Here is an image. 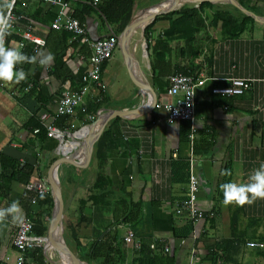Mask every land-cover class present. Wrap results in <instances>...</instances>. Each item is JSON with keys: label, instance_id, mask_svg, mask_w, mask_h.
<instances>
[{"label": "crops", "instance_id": "obj_1", "mask_svg": "<svg viewBox=\"0 0 264 264\" xmlns=\"http://www.w3.org/2000/svg\"><path fill=\"white\" fill-rule=\"evenodd\" d=\"M66 1L67 16L74 18L77 13L81 17L74 19L84 26L90 41L118 33L119 28L115 31L97 6L82 0ZM139 2L136 1V13L140 12ZM211 3L231 9L226 2ZM8 4L12 5L13 18L4 46L20 49L35 60L16 66L26 72L24 80H0V211L18 202L13 212L0 218V264H13L6 263L5 257L10 252L16 255L13 238L17 225L24 219L33 222L34 235L46 240L52 236L55 208L52 190L57 188L54 177L62 190L72 172L75 175L70 179L65 198L66 218L70 248L78 255L76 247H72V232L88 250L115 226L119 238L114 246L121 245L124 256L120 264L138 262L142 249L149 252L141 259L146 263L190 264L194 256L195 264H213L217 245L228 240H233L227 246L229 261L222 262L220 257L217 264H264V199L243 205L225 203L220 190L228 166L232 168L231 182L245 184L264 163V21L252 17L255 24H245V30L237 32L236 27L215 22L217 8L209 7L203 14L206 27L192 41L180 38L166 41L171 52L161 65V72L160 68L152 70L148 50H145L146 64L138 46H131L149 82L140 75L135 83L132 81L118 46L114 57L102 65L99 82L89 87L75 113L56 119L64 88L79 91L84 86L94 53L91 43L71 32L52 28L61 11L58 5L44 0H0V19L7 18L11 10ZM186 5L199 9L201 4ZM246 5L251 9L245 7L247 10L264 19V0H247ZM169 28L170 20L160 19L154 25L155 37ZM27 33L43 39L45 44L36 45L25 37ZM49 54L51 61L41 63ZM122 71L128 83L124 81L126 88L110 82L111 78L122 77ZM162 73L165 75L161 76ZM177 74L206 80L197 88L188 138L183 122L171 123L164 109H152L150 86L157 104L172 101L175 98L168 94L169 79ZM234 78L250 80V89L243 95L230 97L213 93L214 87L228 86ZM144 82L149 92L143 87ZM94 104L101 105L98 111H92ZM114 109L134 111L133 116H117L107 123L86 169H83L88 161L84 150L76 162L57 165L63 155L80 148L83 138L75 149H69V145L60 149V142L49 137V126L64 132L66 138L67 134L71 136L70 131L90 127L104 110ZM80 125L84 127L78 130ZM192 133L201 186L197 204L207 214L196 223L187 214L176 212L177 206L187 199ZM175 153L177 158L173 156ZM33 179L44 185V193L30 187ZM105 186L106 193L99 190ZM120 206L132 207L125 208L124 213L132 209L133 215L138 208L143 211L139 212L137 222L128 223L116 218L115 208ZM37 220L41 228H46L43 234L37 233L40 230ZM187 221L193 223L194 231L184 238L176 234V229ZM130 230L136 232L140 248L124 242ZM62 236L57 246L47 242L46 248L28 251L27 264H55L53 255L50 256L51 247H55L56 257L63 254L78 258L62 251ZM217 252L219 256L225 254L222 249Z\"/></svg>", "mask_w": 264, "mask_h": 264}, {"label": "built area", "instance_id": "obj_2", "mask_svg": "<svg viewBox=\"0 0 264 264\" xmlns=\"http://www.w3.org/2000/svg\"><path fill=\"white\" fill-rule=\"evenodd\" d=\"M45 2L61 7L60 14L55 18L52 28L55 30H65L71 32L75 37H83L85 41L90 42L93 48V55L90 58L91 68L84 77V86L79 91H71L69 88H64L61 93L59 105L57 108L56 119L64 115H73L76 107L83 101L84 96L87 94L88 89L94 83L99 82L101 77L102 65L114 57L118 46L119 40L113 35L108 38L90 41L86 37V29L77 19L67 16L66 11L69 8V3L66 0H44ZM103 0H93V5L98 6ZM7 18L10 20L12 16V8L8 12ZM25 37L32 40L36 45L43 46L45 41L41 38L32 36L27 33ZM206 80H198L192 76H184L181 74L173 75L169 79L170 87L168 94L175 99L158 103L157 109H164L168 113V121H194L195 107H196V92L197 88L203 86ZM250 80L234 78L230 81L228 86L214 87L213 93L221 96H239L243 95L250 89ZM94 117V116H93ZM46 118V117H44ZM49 137L60 142V149L64 145L65 133L56 128L54 125L48 127ZM38 131V130H37ZM191 148L189 157V170L188 177V194L187 199L177 206V214H187L188 217L195 223L204 218L207 214L198 207V198L200 192V181L196 174V153L194 147L195 136L190 135ZM177 158V154H173ZM32 189H37L41 193L45 192V187L38 180L33 179L30 182ZM210 216H214L211 213ZM124 242L133 244L136 248H140L141 243L137 238L136 232L133 230L128 231L124 237ZM47 240L45 237L36 236L33 233V222L29 219L21 221L16 228L15 236L13 238V248L16 250V255L12 252L8 253L5 257L6 263L13 264H27L26 253L28 251L40 248H46ZM155 249V245H152ZM166 247V251L169 252ZM131 264V263H123ZM190 264H195L194 256L191 258Z\"/></svg>", "mask_w": 264, "mask_h": 264}, {"label": "trees", "instance_id": "obj_3", "mask_svg": "<svg viewBox=\"0 0 264 264\" xmlns=\"http://www.w3.org/2000/svg\"><path fill=\"white\" fill-rule=\"evenodd\" d=\"M87 3H90L93 5V0H82ZM136 1L137 0H103L98 6L97 9L100 11L102 15L106 17L107 22L109 25L112 26V28L116 31L120 24L128 20L130 17H132L136 13ZM240 4H242L247 9L251 10L247 5V0H237ZM209 7H216L217 10L215 12L214 21L215 22H223L226 26H232L236 27L237 32H243L245 30L244 25L245 24H255V20L241 12L236 7L228 4L227 8H231L232 11L221 9L222 7L220 5L213 4L211 2H204L200 5L199 9L196 7H192L189 5L183 6L181 9L174 11L172 13L158 16L156 20L148 25L145 29V40L147 43V50L149 52L150 58H151V65L152 70L155 72L157 68H160L162 64L165 63L166 55L170 54L171 50L169 47V44L166 42L180 38V39H186L188 41H192L200 30L204 29L206 27V20L204 18V11ZM253 11V10H252ZM74 18H78L81 20V17L79 15L74 14ZM169 19L170 20V28L162 33L161 35H158L155 37V31H154V25L157 21L160 19ZM163 70V68H160V72ZM161 76H164L165 74H160ZM101 105H93L91 106L92 111H98L100 109ZM183 124L186 125V132L185 135L188 138L190 132H191V125L189 121H181ZM42 130H40L41 132ZM183 169L187 168L186 163L182 166ZM19 169V168H18ZM19 171V170H18ZM232 168L230 166L227 167L225 172V178L224 182L225 184L227 182H231L232 179ZM221 185V186H222ZM220 186L221 193L224 195L223 189ZM105 188H100L99 190H102L104 193H106ZM105 195L104 197H106ZM129 206L125 207L128 208ZM139 207V205H137ZM124 207H116L115 208V214L116 218L124 220V222L128 223H135L137 222V216L139 212H142L143 210L140 208L137 209V214L133 215V211H129V213H124L125 211ZM132 208V207H129ZM128 208V209H129ZM35 223L40 230L37 231V227L34 226V232L37 231L38 234H43L46 230V228H41V222L36 221ZM115 226H112V229L108 234L103 238L97 240L93 245H91L88 250L86 249V244L83 243L80 239L77 238L75 232H72V241L73 244L72 247H76L75 250L79 252V258L82 261L87 262L88 264H120L124 260L123 252H122V246H114V243L118 241L119 235L117 231H115ZM194 231V225L192 222L187 221L183 226L176 229V234H179L180 236L184 238H188L192 235ZM231 241H223L222 243L217 245L216 250L213 252L214 261L213 264H217V259L220 258L222 262H228L227 260V246L228 244H231ZM236 244L238 242L236 241ZM222 249L224 251V256H219L218 250ZM145 252L143 249L140 251V256L138 258V262H135L136 264H151L146 263L143 255H145ZM133 263V264H135Z\"/></svg>", "mask_w": 264, "mask_h": 264}, {"label": "water", "instance_id": "obj_4", "mask_svg": "<svg viewBox=\"0 0 264 264\" xmlns=\"http://www.w3.org/2000/svg\"><path fill=\"white\" fill-rule=\"evenodd\" d=\"M204 2H226L229 3L231 5H233L234 7H236L237 9H239L240 11H242L243 13L247 14L248 16L253 17L255 20H257L258 22H263L264 19H260L259 17H257L254 13H252L251 11L247 10L244 6H242L237 0H171L170 4L168 6H163L160 9L153 11L151 13H149L148 15L144 16V18L141 17L142 13L144 12H137L135 13L132 17H130L128 20L123 21L120 24L119 27V31L118 33L115 35L118 40H119V48H120V52L124 57L126 66L128 68L130 77L132 79V81L135 83V79L137 76H142L143 78L147 79V76L144 72V70L140 67V65L137 63L134 53L132 51L131 48V36H132V32L133 30H135V28L140 24L143 23L145 26L143 28V34H145V29L148 25H150L152 22H154L156 20V18L158 16H162V15H166L169 14L171 12H174L176 10H178L179 8H181L182 6L186 5V4H195V5H200ZM162 4V3H160ZM159 4H156L154 6H157ZM152 6V7H154ZM152 7H149L148 9H151ZM146 9V10H148ZM145 47H147V45L145 44ZM148 55V52H146ZM149 82V80H148ZM150 84V83H149ZM151 90H152V109H156V105H157V96L154 93L152 86ZM134 111H122V110H104L103 112H101V114L99 115V118L92 124L95 125L96 123H98V121L100 119H104L106 117V119H104V126L102 128V130L100 131L99 134H97V136L91 138L89 137L86 140V146L89 148V152L90 154L88 155V161L86 163V166H84L83 169H86L91 162L92 156H93V148L94 145L96 144V141L98 140L100 134L102 133L104 127L107 125V123L114 117L117 116H121L124 118H132V113ZM64 159V155L63 158L60 159L57 162V165L62 164L61 160ZM73 167V165H70ZM74 172H72L70 174V177L67 178L64 187L62 188V190L60 192H58L57 188H54L52 190V195L55 199V208H54V215H53V221L55 220V216H56V212H58V218H57V224H58V229L60 230L61 234L63 235L62 239H63V252H70L71 254H74L70 248V228L67 222V218H66V192H67V187L70 183V179L74 177ZM88 264V263H87Z\"/></svg>", "mask_w": 264, "mask_h": 264}, {"label": "clouds", "instance_id": "obj_5", "mask_svg": "<svg viewBox=\"0 0 264 264\" xmlns=\"http://www.w3.org/2000/svg\"><path fill=\"white\" fill-rule=\"evenodd\" d=\"M11 4L8 7L11 8ZM11 23L8 18L0 19V80L8 82H20L26 78V72L18 69L16 66L26 60H35V57L29 58L26 53L17 48H8L4 46V40L10 34ZM52 56L42 60L41 63L51 61ZM250 182L238 184L227 182L221 187L224 192V202L243 205L252 203L257 198L264 199V163L253 171L250 176ZM43 196V194H41ZM18 207V202H13L10 207L0 211V218L6 213L13 212Z\"/></svg>", "mask_w": 264, "mask_h": 264}, {"label": "bare ground", "instance_id": "obj_6", "mask_svg": "<svg viewBox=\"0 0 264 264\" xmlns=\"http://www.w3.org/2000/svg\"><path fill=\"white\" fill-rule=\"evenodd\" d=\"M170 1L171 0H166V1L162 2V4H159L157 6L152 7L151 9L144 11L142 13L141 17L144 18V16L148 15L149 13L160 9L161 7H163L165 5L168 6L170 4ZM144 26L145 25L143 23H140L135 28V30H133L132 35H133V33L136 32V30H142L144 28ZM143 87H145L146 91L149 92L148 87L145 84V82H144ZM104 119H106V117ZM104 119L102 118L95 125H91L88 128H83V130H80L76 133L71 134L72 141H71L70 149H75L76 146L80 144L79 139H81V138H83V139H82L80 148L76 149L72 154H70V155L68 154V155L64 156V159L61 160L62 164L76 162V159L79 156L81 150L85 151V159H86V161L88 160V158H89L88 155L90 154V152H89V148L86 146V140L89 137L93 138V137L97 136V134L100 133V131L103 128L104 123H105ZM67 144H68V142L64 143V146H66ZM55 178H56V175L54 177V182H55L54 184H55V187L57 186L58 192H60L62 185L57 183ZM57 218H58V212H56L52 236L49 239H47L48 244L52 245V246L58 245V241H59L60 236H61V232L58 229ZM54 261H55V264H87L86 262L80 260L79 258L66 257V256H63V254H61L60 257H55Z\"/></svg>", "mask_w": 264, "mask_h": 264}, {"label": "rangeland", "instance_id": "obj_7", "mask_svg": "<svg viewBox=\"0 0 264 264\" xmlns=\"http://www.w3.org/2000/svg\"><path fill=\"white\" fill-rule=\"evenodd\" d=\"M138 1H140L139 4H138L139 10H140V12H143V11H146V9H148L149 7H152V6H154V5L158 4V3L160 4V3H162V2H164L166 0H138ZM143 8H145V9H143ZM130 44L133 47H135V44H136V46H138V49L141 50L142 56L144 58V61L147 64L148 57H147L146 52H145V50H147V49L144 46L146 44V41H145L144 34H143V32L141 30H136V32L131 36ZM115 72L116 71L113 70L112 73H115ZM115 74H113L114 77H115ZM122 77H123V79H122ZM122 77H118L117 76L116 78H111V80H110L111 84H114V85H117V86L120 85V86H123V87L126 88V86L124 85V81L127 83V80H126L125 73L123 71H122ZM83 127L84 126L80 125V127L77 126V129L79 130V129L83 128ZM70 133H76V132L70 131ZM70 139H71L70 134H67V136L65 138V143L68 142L67 146L69 145L71 147V141H69ZM69 146H68V148L70 149ZM58 182H61V180L59 179ZM72 251H73L74 255H76L79 258V255L76 252H74L73 249H72ZM55 252H56L55 247H51L50 256L53 255V258H55L56 257V253Z\"/></svg>", "mask_w": 264, "mask_h": 264}]
</instances>
